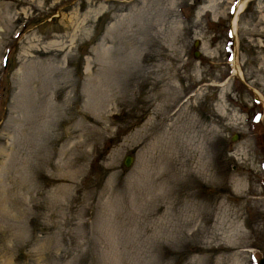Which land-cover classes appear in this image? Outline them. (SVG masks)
<instances>
[{
  "label": "rangeland",
  "instance_id": "obj_1",
  "mask_svg": "<svg viewBox=\"0 0 264 264\" xmlns=\"http://www.w3.org/2000/svg\"><path fill=\"white\" fill-rule=\"evenodd\" d=\"M237 2L0 0V264H257L264 0L233 34Z\"/></svg>",
  "mask_w": 264,
  "mask_h": 264
},
{
  "label": "bare ground",
  "instance_id": "obj_2",
  "mask_svg": "<svg viewBox=\"0 0 264 264\" xmlns=\"http://www.w3.org/2000/svg\"><path fill=\"white\" fill-rule=\"evenodd\" d=\"M245 3H246V0H238V2L234 6L233 15H232L231 21H230L231 30H232L233 34H234L235 30H236V23H237L238 14L242 10V8L244 7ZM236 60H237L236 59V52H234V55L231 58V65H232L233 73L238 75V76H240V77H242V72H241ZM202 170H204V166L201 168V172H202ZM235 183L239 184L240 180L237 178ZM234 232H235V230H234ZM236 235H237V237H239V234H236Z\"/></svg>",
  "mask_w": 264,
  "mask_h": 264
},
{
  "label": "water",
  "instance_id": "obj_3",
  "mask_svg": "<svg viewBox=\"0 0 264 264\" xmlns=\"http://www.w3.org/2000/svg\"><path fill=\"white\" fill-rule=\"evenodd\" d=\"M197 43V41L195 42V44ZM195 56H197L198 52H194ZM132 159L133 157L131 155H126L123 159V164L126 167H129L132 163ZM258 264H264V256L262 258H260Z\"/></svg>",
  "mask_w": 264,
  "mask_h": 264
}]
</instances>
